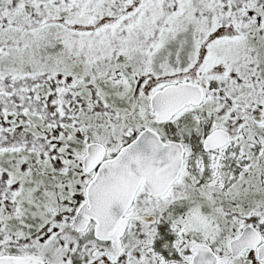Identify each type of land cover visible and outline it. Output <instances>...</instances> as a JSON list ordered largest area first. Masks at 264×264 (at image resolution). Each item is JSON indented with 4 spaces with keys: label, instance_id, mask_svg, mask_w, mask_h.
I'll return each instance as SVG.
<instances>
[{
    "label": "snow or ice",
    "instance_id": "snow-or-ice-1",
    "mask_svg": "<svg viewBox=\"0 0 264 264\" xmlns=\"http://www.w3.org/2000/svg\"><path fill=\"white\" fill-rule=\"evenodd\" d=\"M0 264H264V0H0Z\"/></svg>",
    "mask_w": 264,
    "mask_h": 264
}]
</instances>
